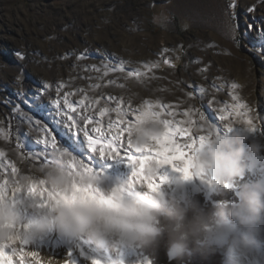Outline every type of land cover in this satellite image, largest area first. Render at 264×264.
Returning a JSON list of instances; mask_svg holds the SVG:
<instances>
[{
  "label": "rangeland",
  "instance_id": "374dc122",
  "mask_svg": "<svg viewBox=\"0 0 264 264\" xmlns=\"http://www.w3.org/2000/svg\"><path fill=\"white\" fill-rule=\"evenodd\" d=\"M232 2L0 0V129L10 133L0 137V151L5 153L0 161L10 162L18 169L13 176L7 164H0V183L34 175L44 165L45 156L35 155L44 150V145L37 143L44 138V130L65 140L66 134L72 135L65 126V113H69L65 94L77 109L70 114L80 129L86 126L81 119L84 115L102 119L106 129L109 119H116L114 112L103 118L98 116L99 109L106 105L115 108L122 101L125 109H139L145 101H159L173 105L172 111L177 113L166 119L183 121L187 119L183 112L199 109L208 123L221 131L220 127L229 121L219 120V110L233 104L231 94H235L247 106L241 110L247 112L245 118L257 126L250 140L264 144V55L260 50L264 43V0H235V9L229 7ZM82 54L87 58L78 59ZM164 59L173 66L165 65ZM120 61L125 62V69L138 70L142 75L130 78L120 71L105 75V65L111 69ZM152 63L159 66L151 70L144 67ZM233 83L239 87L232 89ZM45 84L50 87L45 88ZM60 84L64 87L58 92ZM109 97L114 99L109 101ZM56 100L60 101L58 107L53 103ZM97 100L100 102L94 103ZM192 119V135L197 136L195 129L206 123L199 115ZM230 120L235 123L239 118L233 115ZM92 126L87 125L89 131ZM18 140L26 146L23 150L16 147ZM79 141L82 153L74 155L94 173L106 175L110 182L126 183L132 177L126 159L101 158L98 152H90L82 132ZM178 142H183V138H178ZM47 152V159L51 160L53 150L49 147ZM259 157L264 164V150ZM164 174L169 182L161 185V192L174 193L171 181L178 179L179 173L166 166L159 173ZM257 178L253 174L244 180ZM183 188L190 199L202 196L212 205L218 203L214 200L220 190H209L199 180L193 179ZM134 190L140 189L137 186ZM228 191L234 200L226 202L235 203V190ZM33 218L31 212L24 214L25 223ZM29 240L68 249L77 263L91 260L99 264H153L140 249L122 247L119 254L111 250L97 252L85 238L63 237L55 229ZM255 260L256 264H264V235Z\"/></svg>",
  "mask_w": 264,
  "mask_h": 264
},
{
  "label": "clouds",
  "instance_id": "9594fccd",
  "mask_svg": "<svg viewBox=\"0 0 264 264\" xmlns=\"http://www.w3.org/2000/svg\"><path fill=\"white\" fill-rule=\"evenodd\" d=\"M220 129L209 123L195 129L205 139L191 153L188 177L178 172L179 178L171 181L175 192L169 194L160 190L168 176L157 183L166 167L158 161H147L141 169L148 179L157 178L159 186L150 190L145 182H110L106 175L82 167L74 154L53 152L50 164L13 179L0 193V245L18 247L55 229L63 237L85 238L97 252L154 250L163 241L177 264H187L193 253L205 258L223 253V264H256L264 235V164L259 157L264 144L250 140L252 131L240 121ZM162 131L157 119L140 122L131 129V151L145 153ZM253 174L258 178L244 180ZM193 179L220 190L221 197L234 189L236 202L221 199L208 209L198 206L184 194L183 185ZM41 182L43 195L31 190ZM27 212L34 218L25 223Z\"/></svg>",
  "mask_w": 264,
  "mask_h": 264
},
{
  "label": "snow or ice",
  "instance_id": "6c2138e0",
  "mask_svg": "<svg viewBox=\"0 0 264 264\" xmlns=\"http://www.w3.org/2000/svg\"><path fill=\"white\" fill-rule=\"evenodd\" d=\"M230 8L235 9L236 4L235 0L229 5ZM253 9H249L252 11ZM234 18V12H233ZM238 46V45H237ZM209 47H213V45H209ZM261 54L264 55V43L260 45ZM166 52L167 49H164ZM19 55V54H18ZM87 58L83 54L78 57V59ZM107 59V57H106ZM123 61H120L116 67L108 69L107 65H105V75L108 74V71H120L126 72L127 77H135L139 78L142 73L138 70H127L124 68ZM165 65L172 67L173 65L167 59L163 60ZM159 65L156 63L145 64L144 67L151 70L152 68H156ZM206 69H202L204 71ZM109 83H112L111 81ZM45 88L50 87V85L45 84ZM64 85L60 84L57 91L59 92L60 88H63ZM239 85L233 83L231 84L232 89L238 88ZM199 92L203 93L204 89H199ZM109 101L113 100V97L108 98ZM231 99L234 101L231 105H226L222 107L220 111L219 120L225 121L228 120L229 123L225 125L232 124L230 117L235 115L239 118V121L248 125L249 130L254 132L257 130V126L250 118L247 117V112H242L241 110L246 109L247 106L243 103H240L239 97L235 94H231ZM100 101H94V103H99ZM55 106H59L60 101L56 100L53 102ZM85 101L81 100L80 104L84 105ZM65 106L69 109V113H65L67 115V121H65V126L68 128L69 133L72 135H67V140L62 139L58 134L53 135L52 131L44 130V138L38 139V144L44 145V150L42 153L35 154L37 158L40 155L45 156L44 165L50 164L51 160L47 159L48 148L50 147L53 152H59L63 150L68 154H81L83 145L79 141V134L82 132L83 136L87 140L88 150L92 153L99 154L101 158L113 159V158H123L126 159L129 166L132 168V177L130 178V183L132 182H145L150 190H155L159 185L155 182L157 178L148 179L142 173V166L145 162L150 160L158 161L159 164L164 167L167 166L177 172L182 173L185 178L188 177V169L190 166L191 153L197 143L203 142L205 139L204 136H194L192 135V129L195 126V121L192 119L193 115H199L200 120L204 123H208L204 113L199 109L193 112L192 109L185 111L182 113L184 117L187 119L183 121H175L172 119H166L165 117H171L177 115L172 111L173 105H165L160 103L159 101L153 103L149 101H145L139 109H132L129 107L125 109L122 107V101L116 103L115 108H109L107 105L103 108L99 109L98 116L100 118L109 115L114 112L116 115L115 120L109 119V122L105 127L102 125V119H93L87 115L81 117V119L85 122V127L83 129L78 128L76 119L70 114L72 112H77L76 107H73L67 99V94H65L64 99ZM19 108L17 107V109ZM79 115V114H78ZM129 115H131V119H129ZM157 119L161 124L163 129L160 138L153 142L151 146H149L145 153L141 155H136L131 151L129 145V136L131 134V129L135 127L140 122L146 119ZM71 122V123H68ZM59 123V122H57ZM211 124V123H209ZM87 125H93L91 127V131L88 130ZM228 131H231V128H227ZM95 134V135H93ZM6 135H10V133H5L3 129H0V137H4ZM75 135L77 138L74 140L72 136ZM51 136L49 140L48 137ZM178 138H183V142H178ZM126 145V146H125ZM16 147L18 149L23 150L25 145L18 140ZM31 153V149L28 150ZM23 154V152H22ZM5 153L0 151V158H3ZM76 156L74 155V158ZM82 167H86L84 163L79 161ZM0 164H7V167L11 168V173L15 176L18 173V169L14 164H11L7 161H0ZM75 167V165H73ZM165 168V167H164ZM161 183L166 182L167 175H160L158 177ZM10 181L5 180L3 183H0V193L4 191ZM32 191H38L43 195L45 189L42 186V182L40 185H32ZM16 189L11 194L14 197L16 195ZM25 242H21L18 247H7L5 245H0V264H42L41 256L38 255L34 251H27L24 247ZM64 264H71L70 261L66 260ZM92 264H97V261H93Z\"/></svg>",
  "mask_w": 264,
  "mask_h": 264
},
{
  "label": "trees",
  "instance_id": "16d2710c",
  "mask_svg": "<svg viewBox=\"0 0 264 264\" xmlns=\"http://www.w3.org/2000/svg\"><path fill=\"white\" fill-rule=\"evenodd\" d=\"M224 194H226L225 197H221L220 195L214 201L218 200L217 202H221V199H223L224 202L234 200L231 198V196L233 195L231 191H227ZM192 200L197 203L198 206L204 209H208L213 206L206 198L202 196L194 197ZM140 252L145 258L150 259L153 264H177V261L169 258L166 245L163 241L154 250L140 249ZM223 260V253H216L206 258L202 257L198 253H193L190 259L187 261V264H223Z\"/></svg>",
  "mask_w": 264,
  "mask_h": 264
},
{
  "label": "bare ground",
  "instance_id": "6f19581e",
  "mask_svg": "<svg viewBox=\"0 0 264 264\" xmlns=\"http://www.w3.org/2000/svg\"><path fill=\"white\" fill-rule=\"evenodd\" d=\"M25 250L34 251L41 256L42 264H64L66 260L70 261L71 264H92L91 260H84L82 263L74 261L71 252L65 248H50L42 246L36 242L28 240L24 243ZM128 249L127 247H124ZM263 261V257L258 255Z\"/></svg>",
  "mask_w": 264,
  "mask_h": 264
}]
</instances>
